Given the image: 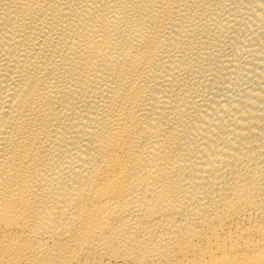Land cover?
<instances>
[{
  "label": "bare ground",
  "instance_id": "obj_1",
  "mask_svg": "<svg viewBox=\"0 0 264 264\" xmlns=\"http://www.w3.org/2000/svg\"><path fill=\"white\" fill-rule=\"evenodd\" d=\"M0 264H264V0H0Z\"/></svg>",
  "mask_w": 264,
  "mask_h": 264
}]
</instances>
